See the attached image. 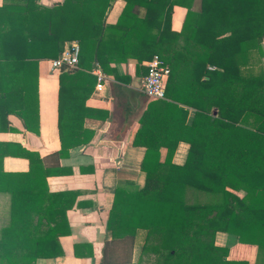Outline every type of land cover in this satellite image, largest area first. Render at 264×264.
Returning <instances> with one entry per match:
<instances>
[{
    "label": "trees",
    "instance_id": "obj_1",
    "mask_svg": "<svg viewBox=\"0 0 264 264\" xmlns=\"http://www.w3.org/2000/svg\"><path fill=\"white\" fill-rule=\"evenodd\" d=\"M112 1L63 0L46 8L37 0H2L0 93L5 114L19 117L31 130L37 120L31 103L37 95L38 64L58 59L68 41L80 45V66L95 60L103 71L128 55L139 63L158 55L170 70L166 100L149 103L132 143L145 149L141 170L146 183L134 192L116 189L108 228L114 235L145 229L161 264H247L228 261L227 249L214 246L212 238L224 232L241 244L264 249V72L258 69L264 55V0H123L116 24L105 27ZM175 6L186 11L179 32L171 29ZM7 62L21 64V92L6 91ZM182 65L186 80L180 86ZM79 75L76 70L59 75L60 150L52 156L57 160L90 141L73 132L72 117L79 112L65 107V83ZM78 99L70 97L71 103ZM179 142L189 146L183 165L172 163ZM161 148L167 150L163 162ZM20 157L30 168L40 163L32 153ZM59 168L57 162L44 168V191L36 195L28 185L29 173L2 174L0 192L11 195V208L0 236V264H33L62 255L58 239L69 233L67 208L59 212L54 203L44 205V217L33 228L25 218L29 211H39L46 178L56 176ZM188 188L213 199L188 204ZM66 195L51 194L54 200Z\"/></svg>",
    "mask_w": 264,
    "mask_h": 264
},
{
    "label": "crops",
    "instance_id": "obj_2",
    "mask_svg": "<svg viewBox=\"0 0 264 264\" xmlns=\"http://www.w3.org/2000/svg\"><path fill=\"white\" fill-rule=\"evenodd\" d=\"M62 2L47 0L45 3L37 0L39 6L46 8ZM198 6L196 1L194 9ZM123 7V0L112 1L105 13V27L116 24ZM185 13L184 8H173L172 31H180ZM71 45L80 49L78 41L65 43V47ZM261 47L264 51V42ZM51 62L41 60L38 64L36 100L32 103L30 100L33 107L37 108V120L31 130L25 129L19 117L5 114L4 99L0 93V178L3 173H29L28 185L32 188V194L36 195L44 191V182L41 180L44 168L53 167L56 162L60 167L54 173L56 176L46 178L47 193L43 194L39 211H29L25 218L31 220L30 228H33L35 222L44 217V205L50 207V203H54L53 208L57 211L67 208L69 233L58 239L62 255L37 259L33 264H161L160 255L152 251L155 243L152 244V239L148 240L145 229L137 228L132 232L114 235L108 228L116 189L134 192L143 189L146 183L145 173L141 170L145 149L132 143L140 128L139 120L149 103L159 101L146 98L138 90L139 80L147 73L150 61L139 63L132 55H128L125 62L108 64L106 71L95 60L85 66L78 65L76 71L80 75L65 83V107L79 112L78 116L72 117L74 122H71L75 127L73 132L76 135L85 134V137H90V141L70 149L68 156L58 160L52 156L60 150L57 123L61 72L53 69ZM258 64L257 68L264 72V55ZM183 67H180L177 78L180 86L181 81L186 80V73L183 75L181 70ZM20 70V63H6L7 92H21ZM98 74L104 77L100 84L97 83ZM71 96L79 99L72 104ZM81 115H84L82 122ZM188 149V144L179 142L172 163L183 165ZM25 152L35 154L40 163L30 168L28 160L20 157ZM159 152L160 162H163L167 150L161 148ZM63 193L68 195L55 200L51 196ZM10 208L11 195L0 192V236L3 228L9 225ZM212 240L214 246L227 249L228 261L264 264V249L241 244L237 237L224 232L215 233Z\"/></svg>",
    "mask_w": 264,
    "mask_h": 264
},
{
    "label": "built area",
    "instance_id": "obj_3",
    "mask_svg": "<svg viewBox=\"0 0 264 264\" xmlns=\"http://www.w3.org/2000/svg\"><path fill=\"white\" fill-rule=\"evenodd\" d=\"M79 49L77 46H66L60 57L51 62V67L60 72H72L78 69ZM170 70L164 60L154 55L147 65V73L139 80L138 90L148 99L166 100L165 84ZM104 77L97 76V83L100 84Z\"/></svg>",
    "mask_w": 264,
    "mask_h": 264
},
{
    "label": "rangeland",
    "instance_id": "obj_4",
    "mask_svg": "<svg viewBox=\"0 0 264 264\" xmlns=\"http://www.w3.org/2000/svg\"><path fill=\"white\" fill-rule=\"evenodd\" d=\"M212 196L213 195L202 193V192L196 191V190L191 189V188H188L185 191V198H186L187 203H189V204L206 203L207 201L212 200V199H209V198H212Z\"/></svg>",
    "mask_w": 264,
    "mask_h": 264
},
{
    "label": "clouds",
    "instance_id": "obj_5",
    "mask_svg": "<svg viewBox=\"0 0 264 264\" xmlns=\"http://www.w3.org/2000/svg\"><path fill=\"white\" fill-rule=\"evenodd\" d=\"M43 2H45V3H46V2H47V0H43Z\"/></svg>",
    "mask_w": 264,
    "mask_h": 264
}]
</instances>
